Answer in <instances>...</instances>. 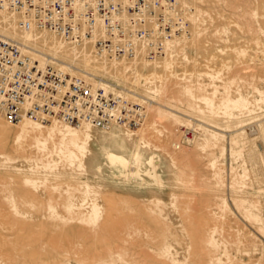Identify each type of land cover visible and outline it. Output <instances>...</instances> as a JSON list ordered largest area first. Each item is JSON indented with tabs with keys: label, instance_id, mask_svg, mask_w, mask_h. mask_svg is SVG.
<instances>
[{
	"label": "rangeland",
	"instance_id": "rangeland-1",
	"mask_svg": "<svg viewBox=\"0 0 264 264\" xmlns=\"http://www.w3.org/2000/svg\"><path fill=\"white\" fill-rule=\"evenodd\" d=\"M187 2L175 66L144 67L165 87L119 86L162 108L139 165L155 152L163 184L113 178L102 149L131 154L119 130L81 153L57 131L16 145L0 119V264H264V0Z\"/></svg>",
	"mask_w": 264,
	"mask_h": 264
},
{
	"label": "built area",
	"instance_id": "built-area-1",
	"mask_svg": "<svg viewBox=\"0 0 264 264\" xmlns=\"http://www.w3.org/2000/svg\"><path fill=\"white\" fill-rule=\"evenodd\" d=\"M4 6L26 15L23 25L54 31L71 42L94 37L99 23L104 36L95 37V50L109 56L132 57L143 47L151 58L159 53L162 38L188 34L176 0H0ZM32 98L23 109L22 103ZM122 104L117 121L138 125L141 115L127 108L126 101ZM115 105L101 90L93 95L81 78L51 65L38 67L16 42L0 36V112L9 120L24 115L43 120L41 114L49 113L71 124L85 120L103 128L114 118Z\"/></svg>",
	"mask_w": 264,
	"mask_h": 264
},
{
	"label": "bare ground",
	"instance_id": "bare-ground-1",
	"mask_svg": "<svg viewBox=\"0 0 264 264\" xmlns=\"http://www.w3.org/2000/svg\"><path fill=\"white\" fill-rule=\"evenodd\" d=\"M176 2L179 7L184 10L183 15L188 23V20L186 19V16L189 13V4L187 0H176ZM26 19L27 16L20 10L5 6L0 7V32H2L0 36L16 42L21 51L29 56L38 67L51 65L71 76L78 78H80L79 76L85 78L91 77V80L88 79L89 82L91 81V84L85 79L83 80L89 84L93 95H95L98 90H101L103 91V96L114 99L116 105L111 108L114 118L103 128H99L85 120L76 125L71 124L64 121L62 117L49 113L41 114L43 120H39V118L33 119L24 115L18 121H11L5 117L3 112H0V119L5 120L8 123H15L13 125L16 129L14 134L16 145H20L23 139L31 135H34L33 138L36 142H41V139L36 136L37 134L45 133V135L51 137L54 131H57L63 135L61 143L64 146H72L75 150L85 153L89 150V144L97 137V134L110 133L113 135H119L112 132L113 129H116L126 135L131 154L126 155L121 151L113 149H102V155L106 163L112 168L113 178L125 181V177L133 175L142 183H153L161 186L163 180L158 173V156L155 152H150L143 158V167L139 165V161L141 160L144 147L150 145L143 135L148 115L147 110L148 108L151 110V107H155L153 108V111L157 112L160 109L162 110V108L155 106V102L147 105L145 100L137 98L136 91L138 89L135 88V86H130L128 88L124 87V90L119 89V86H125L124 81L129 78L134 79L133 83L135 85L139 84L141 81L152 83L155 82L157 78H160L161 83L165 87L166 78L164 76L152 72L150 77H148L147 75H144V67L155 69L161 66L168 70L172 68L173 65L175 66V57H177L176 46L180 35L171 34L168 38H162L159 53L153 54L151 58L147 57L146 50L143 47L137 50L132 57L109 56L105 53H98L95 50V37L104 36L102 27L99 23L95 26L94 37L84 38L80 42H71L67 41L54 31L39 28L33 24H30L29 26L23 25L22 22ZM6 25L10 26V28L7 29ZM189 26L188 23V32ZM2 34L9 35L17 41L5 37ZM27 53H30L31 55ZM124 61L131 62L130 64L132 67L130 69V74L128 72L129 75H127V69L130 66L127 67ZM138 69L142 70L138 72ZM106 76H111L113 83L109 80V82L105 81L104 79ZM171 76L176 77L177 75L172 73ZM184 77L185 76H183L181 80ZM149 79H153L154 81H148ZM108 92H113L114 94H109ZM129 95L132 96V99H128ZM32 101L35 100L33 98L31 100H25L22 103V108L26 109L28 104ZM124 101L129 104L127 108L138 113L142 117L138 125L134 127L130 126L128 122L121 123L116 119L121 108L124 106V104H122ZM94 102H96V100ZM144 103L146 104L145 107L143 105ZM41 129H45L46 131L43 132ZM66 138H68V140ZM188 139H190V137H188ZM118 143L120 146L123 145L120 140H118ZM153 148L154 150L157 149L154 145ZM12 169L16 172H24V170L19 168L14 167ZM98 171L101 174L100 168H98Z\"/></svg>",
	"mask_w": 264,
	"mask_h": 264
}]
</instances>
